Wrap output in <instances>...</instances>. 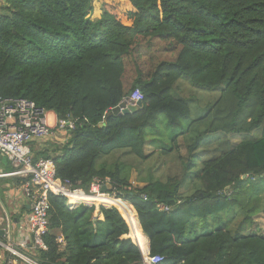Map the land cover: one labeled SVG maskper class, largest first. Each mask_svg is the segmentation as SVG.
I'll return each instance as SVG.
<instances>
[{
  "label": "trees",
  "instance_id": "obj_1",
  "mask_svg": "<svg viewBox=\"0 0 264 264\" xmlns=\"http://www.w3.org/2000/svg\"><path fill=\"white\" fill-rule=\"evenodd\" d=\"M93 1L1 2L0 99L31 101L74 126L35 159H51L73 190L109 184L117 200L107 202L144 253L118 200L132 206L159 264H264V0H103L98 20ZM180 83L219 95L192 119L193 95L180 96ZM136 90L141 108L122 115ZM116 154L133 164H109ZM155 155L163 164L176 155L180 173L141 177ZM132 170L142 187L130 183ZM48 201L45 249L23 255L40 264H142L116 208L100 206L99 220L94 206Z\"/></svg>",
  "mask_w": 264,
  "mask_h": 264
},
{
  "label": "built area",
  "instance_id": "obj_2",
  "mask_svg": "<svg viewBox=\"0 0 264 264\" xmlns=\"http://www.w3.org/2000/svg\"><path fill=\"white\" fill-rule=\"evenodd\" d=\"M142 100L140 92L134 91L124 99L120 113ZM49 122L48 113L31 101L0 99V156L12 166L13 171L9 177L24 180V192L30 202L28 226L32 250L45 249L43 238L48 232L49 195L64 197L67 199V204L72 197L103 202L114 198L103 192L102 188L105 184L96 180L90 185L88 192L81 189L73 190L69 182H62L56 178L55 165L51 159H35L31 149L32 144L54 140L57 133H65L74 128L68 121L56 119L53 124ZM3 177L0 175V178ZM103 202L78 200V205L94 206L98 209L104 206ZM98 203H100L99 207ZM59 242L62 240L59 239ZM0 247L11 256L10 264L19 261L24 264H40L9 246L0 243ZM162 260L160 256L147 254L142 264H159Z\"/></svg>",
  "mask_w": 264,
  "mask_h": 264
},
{
  "label": "crops",
  "instance_id": "obj_3",
  "mask_svg": "<svg viewBox=\"0 0 264 264\" xmlns=\"http://www.w3.org/2000/svg\"><path fill=\"white\" fill-rule=\"evenodd\" d=\"M4 0H0L1 2ZM103 5V0H94L93 1V11L91 13L92 20H98L101 16V8ZM54 116V115H53ZM52 121L49 119V123L53 124L56 120V117H52ZM65 133H57L54 140H48L44 142H37L31 145V149L34 152L45 149L49 143H64L65 142ZM13 169L10 163L3 157L0 156V175L4 176L0 178V230L5 232V244L19 252H26V250L31 246V235L28 226V216L30 212V202L24 192V180L20 178L9 177V174L12 173ZM109 195V194H108ZM110 197H113L109 195ZM112 200V199H110ZM113 200H116L113 198ZM71 201V199H69ZM109 201V200H107ZM106 201V204L109 202ZM121 202V200H118ZM122 203V202H121ZM105 204V203H104ZM123 204V203H122ZM70 206H78V200L74 203H68ZM125 205V204H124ZM104 207V206H103ZM125 207L128 209L129 213L132 215L133 220L137 226V230L142 237V246L145 252L143 253L141 246L138 242L137 237L133 234L132 226H130L127 221L129 228V237L135 243L141 253L142 260L146 258L149 254V242L147 237L143 235L137 215L129 204H126ZM106 208H109L108 206ZM99 209V208H98ZM98 209L95 210L94 217H97L99 220H102V216L98 214ZM1 264H10L12 263L11 256L2 249L1 254ZM15 264H24L22 262H16Z\"/></svg>",
  "mask_w": 264,
  "mask_h": 264
},
{
  "label": "rangeland",
  "instance_id": "obj_4",
  "mask_svg": "<svg viewBox=\"0 0 264 264\" xmlns=\"http://www.w3.org/2000/svg\"><path fill=\"white\" fill-rule=\"evenodd\" d=\"M170 57H168V54H162V52H158V57L157 59L158 60H167L169 59ZM148 67L146 66V69ZM194 92L197 93V94H194L192 93L193 91L191 90L190 86H188L187 83H180L179 87H178V91L177 93L182 96L183 98H190L191 95H193L189 100H190V103H189V107H190V112H191V118L192 119H196V118H199L201 117L202 115H204V113L206 112L207 110V104H212L214 101H215V97H212L214 96L215 94L219 95V91L218 90H214V91H207V90H197V89H194ZM197 91V92H196ZM218 91V92H217ZM200 93H205V94H202V95H205L204 97H202L200 95ZM211 96H209V95ZM48 117L50 119V121H52V117L53 114L52 113H48ZM149 132H152L151 129H149ZM240 140V138H236V139H232L231 141L232 142H238ZM214 147H216V145L213 144V146H210L206 149H203V150H209L211 151V149H213ZM217 154V153H216ZM176 155H173L171 157H168V161L166 163L163 164V161L164 159L162 158H157V156H153L149 161H147L143 166H142V176H145L146 172H147V169H151L153 172H155V177H161L162 180H165L167 177H172V176H176L177 174L180 173V167H179V164L178 162L176 161ZM208 160V159H211V157H208L205 156L204 158H201V157H198L197 160H196V169H195V172H198L199 169H200V166H201V162H203V160ZM106 161L109 163V164H112L114 163L115 161H123L127 164H133V162H131L130 158H122L120 156V154H116L108 159H106ZM161 165H164V166H161ZM130 183L132 184V186H138V187H142L144 185V183H141V181L139 180V175L134 171L132 170L131 171V178H130ZM184 190H186V187H184ZM117 200V199H116ZM123 203V205L127 204L123 201H121ZM104 204V202L102 203ZM97 206L99 207L100 206V203L97 204ZM105 206H108L109 208L111 207H114L118 210V212L121 214V216L123 217V219L125 220L126 224H127V221L128 219L126 218V216H124V213L121 212L116 206H113L111 204H104V207ZM127 220V221H126ZM129 222V221H128ZM130 224V223H129Z\"/></svg>",
  "mask_w": 264,
  "mask_h": 264
},
{
  "label": "water",
  "instance_id": "obj_5",
  "mask_svg": "<svg viewBox=\"0 0 264 264\" xmlns=\"http://www.w3.org/2000/svg\"><path fill=\"white\" fill-rule=\"evenodd\" d=\"M141 106H142V102L139 101L135 104V106H129L126 109L122 110L121 114L125 115L128 113H133V112L137 111L139 108H141ZM111 190H112V188L109 184H105V186L102 188L103 192H107V191H111ZM0 235L5 236V232L3 230H0Z\"/></svg>",
  "mask_w": 264,
  "mask_h": 264
},
{
  "label": "bare ground",
  "instance_id": "obj_6",
  "mask_svg": "<svg viewBox=\"0 0 264 264\" xmlns=\"http://www.w3.org/2000/svg\"><path fill=\"white\" fill-rule=\"evenodd\" d=\"M70 199H71V201H70L71 204L74 203V202H76L77 200H79V201H81V200H87V201H96V202H101L102 201V200H91V199H83V198H75V197H72Z\"/></svg>",
  "mask_w": 264,
  "mask_h": 264
}]
</instances>
